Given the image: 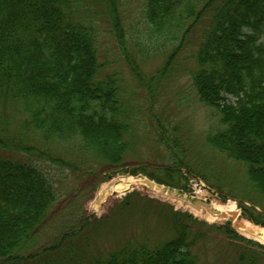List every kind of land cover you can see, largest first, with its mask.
<instances>
[{"label": "trees", "instance_id": "1", "mask_svg": "<svg viewBox=\"0 0 264 264\" xmlns=\"http://www.w3.org/2000/svg\"><path fill=\"white\" fill-rule=\"evenodd\" d=\"M104 2L113 32L124 36L116 0ZM143 5L155 44L173 46L157 70L162 75L199 22L208 20L190 76L198 101L218 114L205 143L224 157L227 176H199L237 200L242 217L264 226V0H143ZM76 9V0H0V149L57 162L45 146L29 143L78 140L99 161L119 163L130 135L123 90L117 73L100 76L98 32L91 21L77 18ZM3 130L11 134L3 136ZM34 163L0 158V264H207L194 247L218 235L229 250L225 264H264V246L240 235L230 221L208 225L186 213L177 215L176 232L167 241L149 246L133 239L89 260L70 255L71 241L65 246L87 223L54 242L38 243V228L57 195ZM232 165L243 171L242 182L229 180ZM181 166L174 155L169 166L154 168L162 176L147 175L178 187Z\"/></svg>", "mask_w": 264, "mask_h": 264}, {"label": "rangeland", "instance_id": "2", "mask_svg": "<svg viewBox=\"0 0 264 264\" xmlns=\"http://www.w3.org/2000/svg\"><path fill=\"white\" fill-rule=\"evenodd\" d=\"M76 2L77 18L91 21L98 32L100 76L110 73L118 75L130 119L128 151L121 162L113 164L99 161L93 152L84 151L78 140L67 144H40L38 141L34 144L35 139L31 137L33 142L30 145L38 149L45 146L43 150L61 162L43 160L41 156L7 148L0 149L2 159L35 161L34 165L47 175L54 186L57 201L50 208L46 221L38 228V243H51L60 239L68 229L79 225L82 227L87 223L84 233L67 240L65 246L74 243L79 257L89 260L94 256H105L133 239L147 242L149 246L167 241L176 232L175 221L179 213H186L208 225H221L230 221L240 235L264 246L250 232L240 228L239 224L259 228L264 226L253 224L242 217L237 200L219 192L217 198L212 190L207 200L203 201L198 195L200 187L195 185L198 182L196 179H200L215 190L214 185L199 176L202 172L220 173L225 175L224 180L227 176L222 166L224 157L205 143L206 134L217 124L218 114L198 101L190 76L195 68L192 56L208 20L199 22L196 30L187 37L184 48L178 56L172 57L169 68L162 75L157 70L170 55L173 46L169 44V47L162 49L155 44L156 39L151 36L150 27L143 16V0H116L124 29L122 37L112 30V19L104 0ZM2 134L7 136L11 131L3 130ZM18 139L22 140L15 138ZM174 155L184 163L176 172L180 175V185L168 188L175 196L169 193L168 196H161L149 187L140 185L124 195L109 196L98 210L91 207L103 184L119 176H141L147 181H153L147 174L153 172L151 174L155 176H162L155 173L154 168L169 166ZM242 172L240 168L234 167L230 170L229 180L233 183L242 182ZM231 202L235 205L237 218H230L232 214L219 219L207 218V208L213 212L214 204L225 207ZM199 207L200 212H195ZM210 237L205 244H197L194 250L202 262L225 264L229 259L227 246L220 240V235L218 238ZM86 243L88 247L83 246ZM197 247H200V252Z\"/></svg>", "mask_w": 264, "mask_h": 264}, {"label": "bare ground", "instance_id": "3", "mask_svg": "<svg viewBox=\"0 0 264 264\" xmlns=\"http://www.w3.org/2000/svg\"><path fill=\"white\" fill-rule=\"evenodd\" d=\"M144 185L146 187H151L154 190H158L153 184L148 182L144 177L141 176H119L117 178H114L112 181L109 183H105L102 185L100 190L98 191L95 200L93 203H91V207L94 210H98L99 206L101 203L107 200L109 196H121L124 195L126 192L140 186ZM234 204L231 202L227 206H218L214 204L212 206L213 212H211L209 209L206 210V216L208 219H219V217H228L231 214L233 215V212L235 211L234 209ZM201 208L199 207L196 209L195 212H200ZM240 228L243 231H248L250 232V235L255 237L257 240H259L261 243L264 244V227L259 228V227H253V226H248V224H239Z\"/></svg>", "mask_w": 264, "mask_h": 264}]
</instances>
